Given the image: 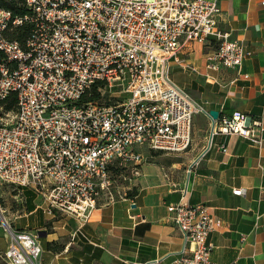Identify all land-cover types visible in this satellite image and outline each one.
Segmentation results:
<instances>
[{
    "label": "built area",
    "instance_id": "built-area-1",
    "mask_svg": "<svg viewBox=\"0 0 264 264\" xmlns=\"http://www.w3.org/2000/svg\"><path fill=\"white\" fill-rule=\"evenodd\" d=\"M29 12L0 8V101L17 95L15 112L0 116V181L35 185L47 213L83 220L97 195L112 183L110 165H137L142 147L172 153L191 144L192 117L204 113L214 134L235 133L261 142L260 120L234 110L212 118L208 109L170 75L184 41L213 37L205 67L238 69L244 45L219 29L218 0H25ZM30 23L21 44L6 36ZM93 84L98 96L88 99ZM1 108V107H0ZM239 194L241 189H233ZM167 204L182 247L169 264L212 261L207 236L222 220L187 187ZM6 222V220H3ZM8 264H38L36 232L4 223ZM232 264V263H228Z\"/></svg>",
    "mask_w": 264,
    "mask_h": 264
},
{
    "label": "crops",
    "instance_id": "crops-1",
    "mask_svg": "<svg viewBox=\"0 0 264 264\" xmlns=\"http://www.w3.org/2000/svg\"><path fill=\"white\" fill-rule=\"evenodd\" d=\"M218 4L219 29L246 50L241 66L207 69L205 55L215 45L208 37L184 41L171 59L170 73L217 116L240 110L260 120L261 142L235 133L214 134L210 140V118L195 112L185 151L164 153L162 162L143 161L136 175L130 169L132 185L125 184L120 194H102L85 220L47 213L38 186L18 187L21 203L4 209L3 217L14 230L37 233L42 247L38 264H169L183 241L167 204L178 201L185 186L192 204L205 205L222 220L223 226L207 236L212 261L264 264V0ZM8 243L3 229L0 264H8L2 257Z\"/></svg>",
    "mask_w": 264,
    "mask_h": 264
},
{
    "label": "trees",
    "instance_id": "trees-1",
    "mask_svg": "<svg viewBox=\"0 0 264 264\" xmlns=\"http://www.w3.org/2000/svg\"><path fill=\"white\" fill-rule=\"evenodd\" d=\"M0 8L9 9L17 15H23L29 12V8L25 5V0H0ZM30 28V23L24 21L23 23L9 29L6 32V36L10 39L17 40L22 44L26 37L29 35ZM217 45V41L215 40L214 48ZM97 86L98 84H93L90 89V94L87 97L88 99L95 100V98L98 96ZM0 106L3 109V112H15L17 109L16 93L14 91H11L3 100L0 101ZM109 169L111 174L118 177L119 175H130V169L132 171V166H120L117 163H114L110 165ZM131 190H135V187H133Z\"/></svg>",
    "mask_w": 264,
    "mask_h": 264
},
{
    "label": "rangeland",
    "instance_id": "rangeland-1",
    "mask_svg": "<svg viewBox=\"0 0 264 264\" xmlns=\"http://www.w3.org/2000/svg\"><path fill=\"white\" fill-rule=\"evenodd\" d=\"M0 56H1V52H0ZM170 75H171V73H170ZM10 114H11V112H10ZM0 116H3V109L2 108H0ZM143 151H145L146 154L148 153L149 155L150 154L155 155V156L150 155L149 157L146 156V159L144 160V162H147L150 160H155V159H156V161L158 160V161L162 162V161H164L163 159L166 157V154H164V153L172 154V152H167V151L163 152V151H158V150H154V149L149 150L147 148H143ZM157 152H162L164 155L159 156V155H157ZM152 157H154V158H152ZM110 175H111L113 180H112L111 185L109 186V189L100 191L99 194L97 195V199H98V197H101L102 194H103V197L111 196L112 195L111 192H116V194H120L126 189L125 184H127L129 186L132 185V181L130 179L129 174L123 175L124 177L122 175H119L118 177L114 176L113 174H110ZM134 175H136V174H134ZM20 195H21V192H20L18 187H16L13 184H9V183H5V182L0 181V222H1L0 231H2L4 229V226H5L4 223H6V225L7 224L9 225L7 220H6V222L3 221V220H5L3 215L6 214L4 209L20 205V203H21ZM6 233H7V231H6Z\"/></svg>",
    "mask_w": 264,
    "mask_h": 264
},
{
    "label": "water",
    "instance_id": "water-1",
    "mask_svg": "<svg viewBox=\"0 0 264 264\" xmlns=\"http://www.w3.org/2000/svg\"><path fill=\"white\" fill-rule=\"evenodd\" d=\"M209 114L211 115L212 118H216L218 115V111L215 109H209Z\"/></svg>",
    "mask_w": 264,
    "mask_h": 264
}]
</instances>
